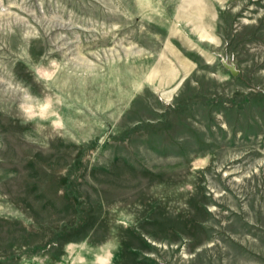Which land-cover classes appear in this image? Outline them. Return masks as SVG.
<instances>
[{
    "label": "rangeland",
    "instance_id": "374dc122",
    "mask_svg": "<svg viewBox=\"0 0 264 264\" xmlns=\"http://www.w3.org/2000/svg\"><path fill=\"white\" fill-rule=\"evenodd\" d=\"M0 264H264V0H0Z\"/></svg>",
    "mask_w": 264,
    "mask_h": 264
},
{
    "label": "water",
    "instance_id": "95a60500",
    "mask_svg": "<svg viewBox=\"0 0 264 264\" xmlns=\"http://www.w3.org/2000/svg\"><path fill=\"white\" fill-rule=\"evenodd\" d=\"M225 66L232 72L233 75H238L239 70H237L234 64L225 62Z\"/></svg>",
    "mask_w": 264,
    "mask_h": 264
}]
</instances>
